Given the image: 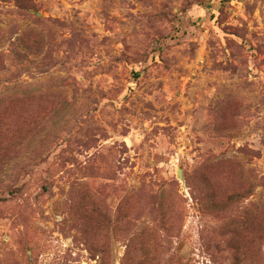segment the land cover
Here are the masks:
<instances>
[{
	"label": "rangeland",
	"instance_id": "1",
	"mask_svg": "<svg viewBox=\"0 0 264 264\" xmlns=\"http://www.w3.org/2000/svg\"><path fill=\"white\" fill-rule=\"evenodd\" d=\"M0 264H264V0H0Z\"/></svg>",
	"mask_w": 264,
	"mask_h": 264
},
{
	"label": "water",
	"instance_id": "2",
	"mask_svg": "<svg viewBox=\"0 0 264 264\" xmlns=\"http://www.w3.org/2000/svg\"><path fill=\"white\" fill-rule=\"evenodd\" d=\"M179 176L182 177V174L179 172Z\"/></svg>",
	"mask_w": 264,
	"mask_h": 264
}]
</instances>
